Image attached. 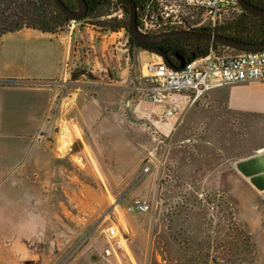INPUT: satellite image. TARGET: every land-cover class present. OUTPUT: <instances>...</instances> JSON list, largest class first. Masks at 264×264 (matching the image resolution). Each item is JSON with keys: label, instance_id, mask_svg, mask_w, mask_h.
<instances>
[{"label": "rangeland", "instance_id": "374dc122", "mask_svg": "<svg viewBox=\"0 0 264 264\" xmlns=\"http://www.w3.org/2000/svg\"><path fill=\"white\" fill-rule=\"evenodd\" d=\"M112 7L111 16L76 23L80 57L55 87L39 154L0 180V264H264V198L230 200L213 176L221 147L193 150L177 130L184 113L165 130L164 107L133 94L129 71L137 74L151 52L130 44L126 29L120 38L106 32ZM125 84V92L116 87ZM15 139L0 136V144ZM135 165L143 174L149 166L148 181L127 190L64 259L136 178ZM138 199L149 210L129 213ZM239 230L255 243L252 261L233 254Z\"/></svg>", "mask_w": 264, "mask_h": 264}, {"label": "crops", "instance_id": "0c3cea01", "mask_svg": "<svg viewBox=\"0 0 264 264\" xmlns=\"http://www.w3.org/2000/svg\"><path fill=\"white\" fill-rule=\"evenodd\" d=\"M73 32L20 26L0 33V136L13 133L19 137L8 145L0 144V180L30 155L39 154L38 130L49 116L55 87L67 83V61L80 57L79 40H73ZM91 64L97 65L95 59ZM116 87L125 92L128 86ZM161 106L177 111L171 116L158 114L166 118L161 121L165 130L184 113L177 130L187 144L196 146L193 150L221 147L213 176L230 200L239 204L246 198H264V80L211 88L191 105L186 93H173ZM180 164L184 169L187 161ZM145 171L140 165L133 167L130 172L137 173L133 186L148 181L149 166Z\"/></svg>", "mask_w": 264, "mask_h": 264}, {"label": "built area", "instance_id": "2783aa9c", "mask_svg": "<svg viewBox=\"0 0 264 264\" xmlns=\"http://www.w3.org/2000/svg\"><path fill=\"white\" fill-rule=\"evenodd\" d=\"M112 6L116 8L113 14L119 21L123 17L121 4L114 2ZM241 10L238 0H145L138 13L137 26L143 34L202 29L215 32L225 18ZM77 22L71 18L64 24L63 30L67 33L75 31ZM124 29L122 25L106 27V32L120 38ZM150 54L152 58L141 63L137 74L129 71L128 78L134 95L158 106L173 93H186L191 105L211 88L264 80V50L238 51L210 42L205 54L186 60L182 68L170 66L157 53ZM94 64L93 67L96 66ZM128 67L132 69V62ZM161 113L171 116L177 111L171 106ZM149 208L146 200L138 199L128 204L127 211L145 213ZM114 232L112 227L107 229L110 236Z\"/></svg>", "mask_w": 264, "mask_h": 264}, {"label": "trees", "instance_id": "16d2710c", "mask_svg": "<svg viewBox=\"0 0 264 264\" xmlns=\"http://www.w3.org/2000/svg\"><path fill=\"white\" fill-rule=\"evenodd\" d=\"M66 6L68 3L76 4L75 0H62ZM88 6V12L85 17L91 18H101L109 15V11L112 4H121L123 10V17L117 21L116 17L111 18L112 22H107L108 20H103L105 27H117L122 25L126 29L127 19L124 14H128V10L121 0H85ZM250 4L258 7L264 8V0L249 1ZM136 7L139 8L143 6L145 0H134ZM71 18L67 17L62 13L59 8L55 5L53 0H44L43 6V18L38 22L35 18L33 23L27 24L29 27L38 28L45 32L57 33L63 30L64 24ZM79 19L77 21H81ZM203 30V29H202ZM208 31V29H204ZM215 33L226 35L238 40H243L246 42H262L264 41V18L258 15L248 13L244 10L239 12H233L230 16L225 18L220 25L214 30ZM128 41L130 44L137 46L139 48L148 50L151 53H157L162 56L167 63L177 68L179 65L178 56L188 60L192 57L200 56L206 53L210 42L203 39H190V38H170L164 40L165 53H161L156 48L148 45L146 47H141L135 44L129 37ZM215 45H218L214 43ZM236 250L233 254L239 261H244V258L253 260L255 258V243L251 240L249 234L244 230H239L236 237Z\"/></svg>", "mask_w": 264, "mask_h": 264}, {"label": "water", "instance_id": "95a60500", "mask_svg": "<svg viewBox=\"0 0 264 264\" xmlns=\"http://www.w3.org/2000/svg\"><path fill=\"white\" fill-rule=\"evenodd\" d=\"M121 1L125 3L128 10V19L126 24L128 37L138 46L146 47L153 43L170 38H184V39L190 38V39L207 40L209 42L216 43L218 45H222L225 47H229L238 51L264 50V41L246 42L243 40H238L226 35L218 34L211 31H206V30H170L159 34H143L139 31L137 26V8L134 0H121ZM53 2L59 8V10L69 18L79 20L84 18L87 14L88 6L85 0H76V4H77L76 10H72L71 8L67 7L62 0H53ZM238 4L240 5L242 10L254 15H259L264 18V9H260L250 4L246 0H238ZM160 52L163 53V51L161 50ZM178 58L180 60L178 68H182L186 60L180 56H178ZM136 180H134L126 188V190L122 193L121 197L117 198L115 203L109 206L108 209L104 212V214L85 232V234L76 243L74 248H76L84 240V238L88 236V234L94 229V227L98 224V222H100L104 218V216L108 214V212L120 201V199L126 196L127 190L133 186ZM69 253L64 257V259L69 255Z\"/></svg>", "mask_w": 264, "mask_h": 264}, {"label": "flooded vegetation", "instance_id": "af4514ba", "mask_svg": "<svg viewBox=\"0 0 264 264\" xmlns=\"http://www.w3.org/2000/svg\"><path fill=\"white\" fill-rule=\"evenodd\" d=\"M249 1L254 2L255 0H249ZM14 3H16L15 7H13L12 5ZM68 5L69 6L67 7L71 8L72 10L77 9V4H75L74 1H72V3H68ZM43 6H44V0H0V33L12 29V28L10 29L4 28L7 27L9 23H16L17 27L27 26V22L29 20L30 22H32L33 19H35V17L39 22L43 18ZM260 9H264V8H260ZM139 10L140 7L137 8V21L139 16L138 15ZM30 16L31 19L29 18ZM163 43L164 40L153 43L150 46L156 48L159 51L161 50L163 51V53H165L166 49L164 48Z\"/></svg>", "mask_w": 264, "mask_h": 264}]
</instances>
